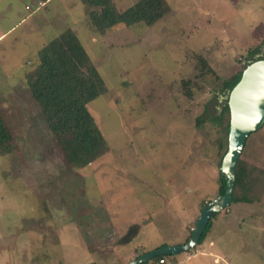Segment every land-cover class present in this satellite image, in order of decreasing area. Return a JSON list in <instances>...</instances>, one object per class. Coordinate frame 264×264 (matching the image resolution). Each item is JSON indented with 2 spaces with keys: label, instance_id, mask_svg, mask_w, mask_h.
Returning <instances> with one entry per match:
<instances>
[{
  "label": "rangeland",
  "instance_id": "rangeland-1",
  "mask_svg": "<svg viewBox=\"0 0 264 264\" xmlns=\"http://www.w3.org/2000/svg\"><path fill=\"white\" fill-rule=\"evenodd\" d=\"M112 1L120 11L136 2ZM166 1L153 25L102 34L81 0H0V109L17 144L0 154V264H123L190 236L218 196L224 134L209 118L226 96L214 93L253 49L264 53V0ZM69 27L107 86L87 107L109 151L81 168L65 163L25 82L38 50ZM241 157L264 170V123ZM165 256L264 264V191L218 211L192 249Z\"/></svg>",
  "mask_w": 264,
  "mask_h": 264
},
{
  "label": "trees",
  "instance_id": "trees-1",
  "mask_svg": "<svg viewBox=\"0 0 264 264\" xmlns=\"http://www.w3.org/2000/svg\"><path fill=\"white\" fill-rule=\"evenodd\" d=\"M81 2L87 10L93 29L102 34L117 25L128 26L140 22L153 25L170 10L166 0H136L133 5L122 11L116 8L112 0H81ZM257 51L259 47L250 52L252 57L240 70L220 82L214 93V96H226L221 111L209 118L221 126L224 134V141L218 140L219 145L225 143V149L218 161V195L224 194L226 185V177L220 173V165L227 149L229 124L227 95L239 80L243 68L251 61L264 57V53L255 56ZM37 57V64L25 74V82L63 153L65 163L73 168L84 167L109 151V145L87 107L91 100L107 91V86L77 34L70 27L47 41L38 50ZM186 94L191 93L187 90ZM202 122L201 116L196 118L197 125ZM16 148L14 136L0 109V154L11 153ZM263 191L264 170L246 161L240 154L234 167L231 203H252L259 200ZM204 206L203 204L202 208ZM216 214L217 212L212 217ZM210 225L211 219L198 243L205 239ZM134 234L124 236L123 241H129ZM162 246L165 244H160L154 249ZM160 258L166 260V256L161 255L155 257L154 261L160 264L158 263ZM149 263L150 261L140 264ZM162 264H166L165 261Z\"/></svg>",
  "mask_w": 264,
  "mask_h": 264
},
{
  "label": "water",
  "instance_id": "water-1",
  "mask_svg": "<svg viewBox=\"0 0 264 264\" xmlns=\"http://www.w3.org/2000/svg\"><path fill=\"white\" fill-rule=\"evenodd\" d=\"M227 104L229 107L227 149L220 165V173L226 177L224 194L205 204L196 218L189 238L184 243L165 245L142 252L127 264H140L157 256L178 254L192 249L198 244L212 215L230 205L235 163L249 134L258 130L264 122V57L251 61L243 68L239 80L227 95Z\"/></svg>",
  "mask_w": 264,
  "mask_h": 264
},
{
  "label": "crops",
  "instance_id": "crops-1",
  "mask_svg": "<svg viewBox=\"0 0 264 264\" xmlns=\"http://www.w3.org/2000/svg\"><path fill=\"white\" fill-rule=\"evenodd\" d=\"M200 211L201 210H199L197 213H196V216H195V218L193 219V222L195 223V221H196V218H197V216H198V214L200 213ZM138 233L136 232L133 236H132V238L129 240V241H126V242H130L131 240H133V238H135L136 237V235H137ZM189 237V236H188ZM188 237H180V238H178L177 240H173V241H171L172 243H161V244H169V245H172V244H181V243H184L185 241H186V239L188 238ZM159 246V245H158ZM154 249V248H153ZM211 253V252H210ZM135 256H133L132 258H134ZM131 258V259H132ZM189 258V257H188ZM130 259V260H131ZM130 260H128V262L130 261ZM165 263H166V260H165ZM183 264V263H182Z\"/></svg>",
  "mask_w": 264,
  "mask_h": 264
},
{
  "label": "built area",
  "instance_id": "built-area-1",
  "mask_svg": "<svg viewBox=\"0 0 264 264\" xmlns=\"http://www.w3.org/2000/svg\"><path fill=\"white\" fill-rule=\"evenodd\" d=\"M226 208H227V207H226ZM193 228H194V227H192L191 230H193ZM164 261H165V260H164L163 258H160V259L158 260V263L162 264V263H164Z\"/></svg>",
  "mask_w": 264,
  "mask_h": 264
}]
</instances>
